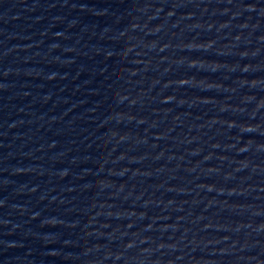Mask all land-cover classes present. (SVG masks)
<instances>
[{"label": "water", "instance_id": "obj_1", "mask_svg": "<svg viewBox=\"0 0 264 264\" xmlns=\"http://www.w3.org/2000/svg\"><path fill=\"white\" fill-rule=\"evenodd\" d=\"M0 264H264V0H0Z\"/></svg>", "mask_w": 264, "mask_h": 264}]
</instances>
